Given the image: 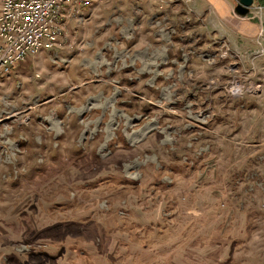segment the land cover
Masks as SVG:
<instances>
[{"label": "rangeland", "instance_id": "obj_1", "mask_svg": "<svg viewBox=\"0 0 264 264\" xmlns=\"http://www.w3.org/2000/svg\"><path fill=\"white\" fill-rule=\"evenodd\" d=\"M235 4L61 7L0 76V264H264V9Z\"/></svg>", "mask_w": 264, "mask_h": 264}, {"label": "built area", "instance_id": "obj_2", "mask_svg": "<svg viewBox=\"0 0 264 264\" xmlns=\"http://www.w3.org/2000/svg\"><path fill=\"white\" fill-rule=\"evenodd\" d=\"M71 1L82 8L89 7L92 2L0 0V76H9L16 65L36 57L43 48L54 49L58 40L57 14L64 4ZM244 88L240 80H233L227 87V93L232 98H241Z\"/></svg>", "mask_w": 264, "mask_h": 264}, {"label": "water", "instance_id": "obj_3", "mask_svg": "<svg viewBox=\"0 0 264 264\" xmlns=\"http://www.w3.org/2000/svg\"><path fill=\"white\" fill-rule=\"evenodd\" d=\"M255 0H236L233 13L240 19H247L251 14V9Z\"/></svg>", "mask_w": 264, "mask_h": 264}, {"label": "crops", "instance_id": "obj_4", "mask_svg": "<svg viewBox=\"0 0 264 264\" xmlns=\"http://www.w3.org/2000/svg\"><path fill=\"white\" fill-rule=\"evenodd\" d=\"M224 13H225L224 15H222V14H217V15H218L219 18H221L222 25H224L225 28L227 26L229 27V25L237 24L238 20L235 21V17L232 15V13L229 14V11L228 10H226ZM232 17L234 18V20L231 19ZM241 20H243V19H241ZM226 29H228V28H226Z\"/></svg>", "mask_w": 264, "mask_h": 264}, {"label": "trees", "instance_id": "obj_5", "mask_svg": "<svg viewBox=\"0 0 264 264\" xmlns=\"http://www.w3.org/2000/svg\"><path fill=\"white\" fill-rule=\"evenodd\" d=\"M255 1L258 3V5H259L260 7H263V8H264V0H255ZM255 21L258 22V20H256V19H255ZM263 26H264V24H263Z\"/></svg>", "mask_w": 264, "mask_h": 264}]
</instances>
